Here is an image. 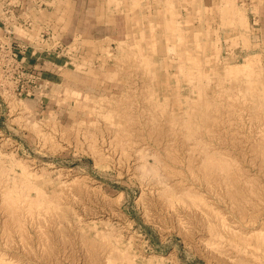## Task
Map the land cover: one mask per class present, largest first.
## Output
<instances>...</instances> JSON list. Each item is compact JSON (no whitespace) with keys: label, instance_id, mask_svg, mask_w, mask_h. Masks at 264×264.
I'll return each mask as SVG.
<instances>
[{"label":"rangeland","instance_id":"rangeland-1","mask_svg":"<svg viewBox=\"0 0 264 264\" xmlns=\"http://www.w3.org/2000/svg\"><path fill=\"white\" fill-rule=\"evenodd\" d=\"M263 141L264 0H0L3 264H264Z\"/></svg>","mask_w":264,"mask_h":264},{"label":"bare ground","instance_id":"bare-ground-1","mask_svg":"<svg viewBox=\"0 0 264 264\" xmlns=\"http://www.w3.org/2000/svg\"><path fill=\"white\" fill-rule=\"evenodd\" d=\"M175 29H176V28H175ZM181 52H182V51H181ZM181 57H182V56H181ZM182 58H183V57H182ZM188 58L191 59L190 56H189ZM194 58L196 59V57H194ZM201 60H202V59H201ZM201 60H200V62H201ZM186 61H187V59H186ZM191 61H192V60H191ZM196 61H198V60L196 59ZM180 63H181V62H180ZM183 64H184V62H183ZM180 65H181V64H180ZM184 65H185V64H184ZM182 66H183V65H182ZM195 66H196V65H195ZM185 67H186V66H185ZM188 67H189V66H188ZM193 67H194V66H193ZM191 68H192V67H191ZM191 68H190V70H193V69H194V68H193V69H191ZM201 68H202V67H201ZM183 69H184V68H183ZM186 69H187L186 71H188V68H186ZM183 71H184V70H183ZM198 71H199V70H198ZM209 71H211V70H209ZM218 71H219V70H218ZM184 72H185V71H184ZM213 72H214L213 74L215 75V73H216L215 70H214ZM203 73H206V72H203ZM203 73H202V74H203ZM196 74H197V73H196ZM216 74H218V73H216ZM190 75H191V72H190L189 76H190ZM207 75H208V73H207ZM209 75H210V74H209ZM218 75H221V73L218 74ZM218 75H217V76H218ZM192 76H194V75H192ZM217 76L215 75V78H216ZM221 76H223V75H221ZM224 76H225V75H224ZM197 77L199 78L200 76L198 75ZM201 77H202V76H201ZM218 77H219V76H218ZM235 77H236V76H235ZM235 77H234V78H235ZM184 78H186V77H184ZM224 78H225V77H224ZM224 78H223V80H224ZM236 79H237V78H236ZM163 80H164V79H163ZM189 80H190V79H189ZM197 80H198V79H197ZM211 80H213V79H211ZM216 80H217V78H216ZM234 80H235V79H234ZM239 80H240V79H239ZM157 81H158V80H157ZM161 81H162V80H161ZM201 81H202V80H201ZM201 81H200V83H201ZM218 81H219V79H218ZM219 82H220V81H219ZM234 82H235V81H234ZM162 83H163V82H162ZM236 83H237V82H236ZM249 83H251V82H249ZM155 84H156V83H155ZM157 84H158V83H157ZM178 84H179V83H178ZM216 84L219 85V83H217V82H216ZM220 84H221V83H220ZM240 84H242V82H241ZM158 85H159V84H158ZM200 85H201V84H200ZM224 85H225V83H224ZM195 86H196V85H195ZM214 86H215V85H214ZM234 86H235V85H234ZM234 86H233V87H234ZM238 86H239V85H238ZM165 87H166V86H165ZM196 87H197V86H196ZM219 87H220V86H219ZM221 87H222V86H221ZM224 87H225V86H224ZM228 88H229V87H228ZM236 88H237V87H236ZM164 89H166V88H164ZM222 89H223V88H222ZM200 90H201V89H200ZM202 90H204V89H202ZM234 90H235V89H234ZM242 90H243V89H242ZM223 91H224V90H223ZM237 91H238V90H237ZM240 91H241V90H240ZM200 92H201V91H199V94H200ZM233 92H234V91H233ZM235 92H236V91H235ZM162 93H164V92H162ZM230 93H231V92H230ZM212 94H213V93H212ZM220 94H221V93H220ZM222 94H223V93H222ZM178 95H179V94H178ZM207 95H208V94H207ZM207 95H205V92H204V96L207 97ZM218 95H219V94H218ZM210 96H211V95H210ZM213 96H214V95H213ZM213 96H212V97H213ZM222 96H224V94H223ZM222 96H220V97H222ZM232 96H233V95H232ZM183 97H184V96H183ZM186 97H187V96H186ZM197 97H198V96H197ZM253 97H254V96H253ZM204 98H205V97H204ZM208 98H209V97H208ZM214 98H215V97H214ZM225 98H226V97H225ZM232 98H233V97H232ZM179 99H180V98H179ZM179 99H178V100H179ZM183 99H184V98H183ZM186 99H187V98H186ZM186 99H185V100H186ZM193 99H194V98H193ZM197 99H198V98H197ZM229 99H230V98H229ZM229 99H228V100H229ZM233 99H234V98H233ZM153 100H154V99H153ZM164 100H165V99H164ZM234 100H235V99H234ZM165 101H166V100H165ZM174 101H175V100H174ZM186 101H188V100H186ZM189 101H190V100H189ZM189 101H188V102H189ZM191 101H192V100H191ZM204 101H205V100H204ZM206 101H207V100H206ZM215 101H216V100H215ZM159 102H160V101H159ZM176 102H177V101H176ZM176 102H175V103H176ZM183 102H184V101H183ZM193 102H194V101H193ZM208 102H209V101H208ZM231 102H232V101H231ZM231 102H230V103H231ZM150 103H151V102H150ZM163 103H164V101H163ZM180 103H181V101H180ZM185 103H186V102H185ZM194 103H197V102H194ZM194 103H191V104H194ZM153 104H154V103H153ZM164 104H165V103H164ZM178 104H179V101H178ZM182 104H183V103H182ZM214 104H215V103H214ZM220 104H222V103H220ZM260 104H261V103H260ZM116 105H117V104H116ZM119 105H120V104H119ZM161 105H162V104H161ZM179 105H180V104H179ZM184 105H185V104H184ZM201 105H202V104H199V107H200ZM210 105H211V102H210ZM210 105H209V107H210ZM218 105H219V104H218ZM188 106H189V105H188ZM203 106H204V105H203ZM155 107H156V106H155ZM159 107H160V106H159ZM159 107H158V108H159ZM176 107H177V106H176ZM204 107L206 108V105H205ZM209 107H208V108H209ZM229 107H230V106H229ZM160 108H161V107H160ZM177 108H178V107H177ZM180 108H182V106H181ZM234 108H235V107H234ZM161 109H162V108H161ZM215 109H216V108H215ZM215 109H214V111H215ZM162 110H163V109H162ZM173 110H175V109H173ZM181 110L183 111V108H182ZM208 110H210V109H208ZM154 111H155V110H154ZM156 111H157V110H156ZM164 111H166V110H164ZM186 111H187V110H186ZM198 111L200 112V110H198ZM214 111H213V113H215ZM232 111H233V110H232ZM151 112H152V111H151ZM160 112H161V111H160ZM168 112H169V111H168ZM218 112H219V111H218ZM218 112H217V113H218ZM220 112H221V111H220ZM227 112H228L227 116L230 115V114H229V111H227ZM227 112H226V113H227ZM155 113H156V112H155ZM164 113H165V112H164ZM170 113H171V112H170ZM173 113H174V112H173ZM177 113H178V112H177ZM181 113H182V112H181ZM185 113H186V112H185ZM206 113H207V112H206ZM210 113L212 114V112H210ZM231 113H232V112H231ZM168 114H169V113H168ZM168 114L166 113V116H168ZM183 114H184V113H183ZM186 114H187V113H186ZM186 114H185V115H186ZM197 114H198V113H197ZM219 114H221V113H219ZM222 114H223V113H222ZM169 115H170V114H169ZM171 115H172V114H171ZM185 115H184V116H185ZM198 115H199V114H198ZM213 115H216V113H215V114H212V118H213ZM224 115H225V114H224ZM124 116H125V115H124ZM124 116H123V117H124ZM153 116H154V115H153ZM187 116H188V115H187ZM189 116H190V115H189ZM196 116H197V115H196ZM204 116H205V115H204ZM210 116H211V115H210ZM221 116H222V115H221ZM154 117H155V116H154ZM159 117H160V116H159ZM175 117H177V116H175ZM178 117H179V115H178ZM222 117H223V116H222ZM229 117H230V116H229ZM124 118H125V117H124ZM166 118H168V117H166ZM185 118H187V117H185ZM185 118H184V119H185ZM195 118L197 119V117H194V119H195ZM125 119H126V118H125ZM173 119H174V118H173ZM196 119H195V120H196ZM201 119H202V118H201ZM201 119H200V121H201ZM221 119H222V118H221ZM180 120H181V119H180ZM164 121H165V120H164ZM172 121H173V120H172ZM189 121H192V119L189 120ZM197 121H198V120H197ZM209 121H210V120H209ZM211 121H213V120H211ZM214 121H216V119H215ZM214 121H213V124L215 123ZM175 122H176V121H175ZM175 122H173V123H175ZM192 122H193V121H192ZM205 122H207V121H205ZM218 122L221 123V121H218ZM218 122H217V123H218ZM231 122H233V121H231ZM182 123H183V122H181V124H182ZM189 124H190V122H189ZM189 124H188V125H189ZM194 124H195V123H194ZM175 125H176V124H175ZM183 125H184V124H183ZM191 125H192V123L190 124V126H191ZM200 125H202V124L199 123V126H200ZM215 125H217V124H215ZM215 125H213V127H214ZM220 125H221V124H220ZM222 125H223V121H222ZM226 125H227V124H226ZM230 125H231V124H230ZM176 126H177V125H176ZM195 126H196V125H195ZM208 126H209V125H208ZM231 126H232V125H231ZM188 127H189V126H188ZM191 127H194V126L192 125ZM191 127H190V128H191ZM200 127L202 128L203 126H200ZM224 127H225V126H224ZM232 127H233V126H232ZM178 128H179V127H178ZM208 128H209V127H208ZM193 129H195V128H193ZM199 129H200V128H199ZM202 129H205V128H202ZM209 129H210V128H209ZM209 129H208V130H209ZM172 130H173V129H172ZM178 130H179V129H178ZM197 130H198V129H197ZM197 130H196V131H197ZM159 131H160V130H159ZM159 131H158V132H159ZM166 131H167V130H166ZM174 131H175V130H174ZM184 131H185V130H184ZM187 131H189V130H187ZM187 131H185V132H187ZM196 131H195V132H196ZM201 131H202V130H201ZM204 131L206 132L207 130H204ZM167 132H168V131H167ZM182 132H183V131H182ZM197 132H199V130H198ZM207 132H208V131H207ZM168 133H169V132H168ZM179 133H180V132H179ZM177 134H178V133H177ZM185 134H186V133H185ZM201 134H204V133L202 132ZM201 134H199V135H201ZM206 134H207V133H206ZM211 134H212V133H211ZM216 134H217V133H216ZM156 135H157V134H156ZM174 135H175V134H174ZM199 135H198V136H199ZM122 136H123V135H122ZM162 136H163V135H162ZM168 136H169V135H168ZM176 136H177V135H176ZM191 136H192V135H191ZM207 136H208V138H209L210 135H207ZM192 137H193V136H192ZM200 137H201V136H200ZM210 137H211V136H210ZM118 138H119V137H118ZM123 138H124V137H123ZM219 138H220V137H219ZM124 139H125V138H124ZM164 139H165V138H164ZM202 139H203V138H202ZM255 139H257V138H255ZM162 140H163V139H162ZM174 140H175V139H174ZM212 140H213V138H212ZM261 140H262V138H261ZM127 141H128V140H127ZM259 141H260V140H259ZM118 142H119V141H118ZM121 142H122V140H121ZM189 142H190V141H189ZM263 142H264V141H263ZM125 143H126V142H125ZM155 143H156V142H155ZM176 143H177V142H176ZM192 143H193V142H192ZM207 143H208V142H207ZM261 143H262V141H261ZM117 144H118V143H117ZM119 144H122V145H123L124 143L122 142V143H119ZM119 144H118V145H119ZM189 144H190V143H189ZM209 144H210V143H209ZM122 145H121V146H122ZM181 145H182V144H181ZM187 145H188V144H187ZM206 145H207V144H206ZM188 146H189V145H188ZM198 146H199V144H198ZM212 146H213V145H212ZM255 146H256V145H255ZM262 146H263V145H262ZM170 147H171V146H170ZM170 147L167 148V149H170ZM124 148H125V147H124ZM259 148H260V147H259ZM259 148H258V146H257V148L255 147L256 150H257V149L259 150ZM173 149H174V148H173ZM177 149H178V147H177ZM188 149H190V146L188 147ZM262 149H263V147H262ZM171 150H172V149H171ZM171 150H168V151H171ZM181 151H182V150H181ZM193 151H194V150H193ZM195 151H196V150H195ZM121 152H122V150H121ZM123 152H125L124 149H123ZM176 152H177V151H176ZM256 152H257V151H256ZM260 152H261V151H260ZM194 153H195V152H194ZM261 153H262V152H261ZM261 153H260V154H261ZM165 154H166V153H165ZM171 155H173V153H172ZM258 155H259V154H258ZM192 156H193V155H192ZM198 156H199V153H198ZM256 156H257V155H256ZM172 157H174V155H173ZM199 157H200V156H199ZM169 158H170V156H169ZM174 158H175V157H174ZM174 158H173V159H174ZM257 158H258V156H257ZM171 159H172V158H171ZM188 159H189V158H188ZM190 160L192 161V159H190ZM197 160H198V159H197ZM200 160H202V159L200 158ZM184 161H185V160H184ZM195 161H196V160H195ZM196 162H197V161H196ZM188 163H189V162H188ZM192 163H193V162H191V164H189V165H191V167H192ZM201 163H202V162H201ZM229 163H230V162H229ZM232 163H233V162H232ZM205 164H206V163H205ZM233 164H234V163H233ZM183 165H184V164H183ZM193 165H194V164H193ZM195 165H196V164H195ZM206 165H207V164H206ZM230 165H231V163H230ZM261 165H262V164H261ZM199 166H200V165H199ZM213 166H214V165H213ZM226 166H227V165H226ZM231 166H233V165H231ZM191 167H187V168H190V169H191ZM197 167H198V166H197ZM202 167H203V165H202ZM207 167L209 168V167H211V166L209 165V166H207ZM216 167H217V166H216ZM229 167H230V166H229ZM229 167H227L228 170H229ZM262 167H263V166H262ZM192 168H193V167H192ZM212 168H214V167H212ZM212 168H211V169H212ZM230 168H231V167H230ZM198 169H199V168H198ZM200 169H201V168H200ZM200 169H199V170H200ZM202 169H203V168H202ZM211 169H210V171H211ZM199 170H198V171H199ZM207 170H208V169H207ZM222 170H224V169H222ZM222 170H221V171H222ZM228 170H227V171H228ZM189 171H190V170H189ZM189 171H188V172H189ZM193 171H194V170H193ZM193 171H192V175L190 174L191 176H193ZM210 171H209V172H210ZM221 171H218V172H220L219 174H221V175L224 174V173H222ZM224 171H225V170H224ZM231 171H233V169H232ZM194 172H195V171H194ZM202 172H204V171H202ZM174 173H175V172H174ZM177 173H179V172H177ZM190 173H191V171H190ZM196 173H197V171H196ZM204 173H205V172H204ZM225 173H226V172H225ZM227 173H228V172H227ZM229 173H231L230 170H229ZM201 174L203 175V173H201ZM214 174H217V172H214ZM231 174H233V172H232ZM231 174H230V177L232 176V180L235 179L236 177L234 178L233 175H231ZM174 175H176V174H174ZM174 175H173V176H174ZM199 175H200V174H199ZM207 175H208V172H207ZM210 175H213V174H210ZM224 175L227 176L226 174H224ZM215 176H216V175H215ZM215 176H214V177H215ZM217 176H218V175H217ZM219 176H220V175H219ZM219 176H218V177H219ZM225 176H224L223 179L226 178ZM228 176H229V175H228ZM234 176H235V172H234ZM239 176H240V175H239ZM176 177H178V176H176ZM204 177H205V176H204ZM211 177H212V176H211ZM211 177H210V178H211ZM214 177H212V178L214 179ZM222 177H223V176H222ZM222 177H221V178H222ZM172 178H173V177H172ZM174 178H175V177H174ZM200 178L203 179V176L200 177ZM200 178L198 179L199 181H200ZM205 178H206V177H205ZM219 178H220V177H219ZM239 178H240V177H239ZM175 179H176V178H175ZM207 179H208V177L206 178V181H207ZM213 179H212V180H213ZM216 179H217V177H216ZM216 179H215V180H216ZM223 179H222V180H223ZM229 179H230V178H229ZM179 180H180V179H179ZM179 180H178V181H179ZM183 180H184V179H183ZM203 180H205V179H203ZM215 180H214V181H215ZM222 180H221V183H222ZM226 180H227V179H226ZM176 181H177V179H176ZM178 181H177V182H178ZM230 181H231V179H230ZM235 181L239 183L240 180L238 181V180L235 179ZM231 182H232V181H231ZM175 183H176V182H175ZM175 183H174V184H175ZM181 183H183V182H180V184H181ZM186 183H187V182H186ZM228 183H229V181H228ZM228 183H227V184H228ZM246 184H247V183H246ZM158 185H159V184H158ZM175 185H178V184L176 183ZM183 185H185V183H184ZM228 185H229V184H228ZM228 185H227V186H228ZM235 185H236V184H235ZM188 186H189V185H188ZM192 186H193V185H192ZM220 186H223V187H224V186H226V184L223 185V183H222V185H220ZM227 186L224 187V188H227ZM232 186H233V185H232ZM25 187H26V186H25ZM25 187H24V191H25V189L27 188V187H26V188H25ZM223 187H222V188H223ZM5 188H6V190H7V188H8V192L10 191V190H9V187H5ZM183 188L185 189L186 187L184 186ZM230 188H231V187H228V190H229ZM232 188H233V190H234V186H233ZM237 188H238V186H236V191H237ZM20 189H21V188H20ZM27 189H28V188H27ZM180 189H181V187H180ZM247 189H248V188H247ZM6 190H4V191H6ZM176 190H177V189H176ZM20 191H21V190H20ZM24 191H22V193H23ZM190 191H191V190H190ZM6 192H7V191H6ZM13 192H14V191H13ZM192 192H193V190H192ZM240 192H241V191H240ZM9 193H10V192H9ZM9 193H6L8 196H6V194L3 193L5 196H4V197L2 196V197H3V198H5V197H9ZM38 193H39V192H38ZM194 193L196 194L195 191H194ZM228 193H230V192L228 191ZM11 194H12V193H11ZM11 194H10V197H11ZM17 194H18V193H17ZM36 194H37V193H36ZM179 194H180V191H179ZM182 194H183V192H182ZM197 194H198V193H197ZM1 195H2V193H1ZM177 195H178V194H177ZM180 195H181V194H180ZM178 196H179V195H178ZM194 196H195V195H194ZM2 197H1V198H2ZM10 197H9V199H10ZM22 197H23V195H22ZM167 197H168V196H167ZM192 197H193V195H191V198H192ZM198 197H199V196H197V198H198ZM245 197H246V196H245ZM26 198H27V197H26ZM169 198L171 199L172 196H170ZM169 198H168V199H169ZM191 198H190V199H191ZM197 198H195V199H197ZM247 198H248V196H247ZM247 198H246V199H247ZM21 199H22V198H21ZM193 199H194V198H193ZM12 200H13V199L11 198V201H12ZM23 200H25L24 197H23ZM174 200H175V198H174ZM174 200H173V201H174ZM178 200H180V199H178ZM178 200H176V201H178ZM249 200H250V199H249ZM2 201H4V199H3ZM2 201H1V202H2ZM5 201H6V199H5ZM16 201H17V200H16ZM19 201H20V200H19ZM19 201H18V202H19ZM27 201H28V199H27ZM29 201L32 202V201H34V200L29 199ZM35 201H36V200H35ZM39 201H40V200H39ZM163 201H164V200H163ZM196 201H197V200H196ZM198 201H199V200H198ZM200 201H201V200H200ZM200 201H199V202H200ZM6 202H7V201H6ZM14 202H15V201H14ZM30 202H28V204H29ZM41 202L43 203L44 201H41ZM41 202H38V200H37V202H36L35 204H39V203H41ZM46 202H48V200H47ZM167 202H169V201L167 200ZM178 202L180 203V201H178ZM199 202H198V203H199ZM12 203H13V201H12ZM21 203H22V202H21ZM23 203H25V202L23 201ZM23 203H22V205H23ZM176 203H177V202H176ZM190 203H191V202H190ZM7 204H8V203H7ZM15 204H16V203H15ZM33 204H34V203H33ZM45 204L47 205V204H49V203H45ZM168 204H169V203H168ZM188 204H189V203L187 202V205H186V206L189 207L190 204H189V205H188ZM193 204H194V200H193L192 205H193ZM195 204H196L197 206L199 205V204H197V202H196ZM195 204L193 205L194 208H196V207H195ZM263 204H264V203H263ZM17 205H18V204H17ZM25 205H26V204H25ZM43 205H44V203H43ZM49 205H50V204H49ZM49 205H48L47 208H48V210H49V209L51 210L52 208H49ZM170 205H173L171 201H170ZM170 205H169V206H170ZM182 205H183V204H182ZM259 205H260V204H259ZM6 206H9V204L6 205ZM6 206H5V207H6ZM13 206H14V203H13ZM26 206H27V205H26ZM26 206H25V207H26ZM32 206H33V205H32V203H31V207H32ZM37 206H38V205H37ZM37 206H36V207H37ZM44 206H45V205H44ZM186 206H185V207H186ZM200 206H202V205L200 204ZM200 206H199V207H200ZM205 206H206V205H205ZM205 206H204V207H205ZM262 206H263V205H261V207H262ZM1 207H2V206H1ZM5 207H4V208H5ZM9 207H10V206H9ZM9 207H8V208H9ZM14 207H15V206H14ZM25 207H23V208H25ZM27 207H29V206H27ZM27 207H26V208H27ZM36 207H35V208H36ZM38 207H39V206H38ZM185 207H184V208H185ZM190 207H191V206H190ZM193 207H191V208H193ZM202 207H203V206H202ZM15 208H17V207H15ZM26 208H25V209H26ZM45 208H46V206H45ZM45 208L42 209V210L45 211ZM54 208H55V207H54ZM54 208L52 209L53 211H54ZM167 208H169V207H167ZM170 208H171V207H170ZM194 208H193V209H194ZM27 209H28V208H27ZM37 209H38V208H37ZM40 209H41V205H40ZM187 209L189 210L190 208H187ZM187 209H186V210H187ZM193 209H192V210H193ZM196 209H197V208H196ZM198 209H199V208H198ZM206 209H207V208H206ZM262 209H264V207H262ZM262 209H261V210H262ZM9 210H10V208H9ZM15 210H16V209H15ZM29 210H32V209L29 208ZM33 210H34V209H33ZM35 210H36V209H35ZM190 210H191V209H190ZM200 210H201V209H200ZM202 210H204V209H202ZM207 210H208V209H207ZM12 211H13V209H12ZM23 211H24V210H23ZM197 211H198V210H197ZM205 211H206V210H204V213H205ZM6 212H7V211H6ZM6 212H5V213H6ZM26 212H27V211H26ZM31 212H32V211H31ZM31 212H28V213L30 214ZM45 212H46V211H45ZM51 212H52V211H51ZM9 213H10V211H8V213H7L8 216L10 215ZM11 213L14 214V212H11ZM15 213H16V212H15ZM18 213H19V212H18ZM28 213H26V214H27V217L30 216V215H28ZM46 213H47V215H48V212H46ZM178 213H179V212H178ZM196 213H197V212H196ZM196 213H195V214H196ZM198 213H199V212H198ZM200 213H201V212H200ZM202 213H203V212H202ZM202 213H201V214H202ZM259 213H260V212H259ZM259 213H258V214H259ZM13 214H11V215H12V218H13ZM16 214H17V213H16ZM33 214H34V213H33ZM33 214H32V216H33ZM37 214H38V213H37ZM52 214H53V213H51V215H52ZM179 214H180V213H179ZM193 214H194V213H193ZM173 215H174V214H173ZM199 215H200V214H199ZM247 215H248V214H247ZM253 215H255V214H253ZM5 216H6V215H5ZM8 216H6V217H8ZM18 216L21 217V214L18 215ZM41 216H42V215H41ZM194 216H195V215H194ZM202 216H203V215H202ZM214 216H215V214H214ZM24 217H26V216L24 215ZM36 217H37V216H36ZM203 217H205V214H204ZM203 217H202V218H203ZM208 217H209V216H208ZM242 217H243V216H242ZM251 217H253V216H251ZM251 217H250V219H254V218H251ZM254 217H255V216H254ZM14 218H15V217H14ZM43 218H44V217H43ZM256 218H257V217H255V220H256ZM15 219H16V218H15ZM19 219H20V218H19ZM26 219H27V218H26ZM28 219H30V217H29ZM28 219H27V220H28ZM32 219H33V217H32ZM32 219H30V220H32ZM48 219H49V218H48ZM205 219L208 220L207 218H205ZM213 219H214V218H213ZM11 220H12V222H13V219H11ZM17 221H18V220H17ZM21 221H22V220H20V222H21ZM23 221H25V220L23 219ZM203 221H204V220H203ZM20 222L18 221L17 224H18V223L21 224ZM237 222H238V221H237ZM253 222H254V221H253ZM24 223H25V222H24ZM244 223H245V222H244ZM254 223H255V222H254ZM262 223H263V222H262ZM262 223H260V224H262ZM256 224H257V223H256ZM22 225H23V222H22ZM253 225H255V224H253ZM9 227H10V226H9ZM12 227H13V225H12ZM16 227H17V226H16ZM20 227H21V226H20ZM22 227H23V226H22ZM22 227H21V228H22ZM246 227H247V226H246ZM244 228H245V226H244ZM262 228H263V226H262ZM13 229H15V228H13ZM263 229H264V228H263ZM16 230H17V229H16ZM246 230H247V229H246ZM249 230H250V229H249ZM254 230H255V229H254ZM8 231L11 232L10 229H9ZM19 231H20V228H19L18 232H19ZM252 231H253V230H252ZM252 231H251V232H252ZM4 232H5V231H4ZM244 232H245V231H244ZM21 233H22V232H21ZM249 233H250V232H249ZM10 235H11V234H10ZM10 235H9V236H10ZM245 235H246V234H245ZM248 236H249V235H248ZM248 236H247V237H248ZM253 236H254V235H253ZM256 236H257V235H256ZM249 237H250V236H249ZM251 237H252V235H251ZM251 237H250V238H251ZM246 240H248V239H246ZM114 250H116L115 253H116L117 251H119V250H117V248H116V249L113 248V251H114ZM113 251H112V253H113ZM121 253H122V252H121ZM113 254H114V253H113ZM113 254H111V255L108 254V256L110 255V258H111V256H112ZM116 255H117V254H116ZM118 255H119V254H118ZM118 255H117V256H118ZM125 255H126V254H125ZM108 256H107V257H108ZM117 256H116V257H117ZM120 256H121V255H120ZM113 257H114V256H113ZM113 257H112V258H113ZM122 257H123V256H122ZM122 257H120V259H121ZM117 259H119V258H117ZM117 259L114 258V261L117 260ZM120 259H119V260H120ZM0 260H1V259H0ZM2 260H3V259H2ZM107 260H108V258H107ZM112 260H113V259H112ZM119 260H118V262H119ZM121 260H122V259H121ZM123 260H124V258H123ZM110 261H111V260L109 259V262H110ZM114 261H112V263H113ZM2 262L4 263V261H0L1 264H3ZM115 262H116V261H115ZM118 262H117V263H118ZM121 262H123V261H121ZM7 263H8V262H7ZM112 263H111V264H112ZM129 263H130V262H129ZM129 263H128V264H129ZM8 264H9V263H8ZM113 264H114V263H113Z\"/></svg>","mask_w":264,"mask_h":264}]
</instances>
